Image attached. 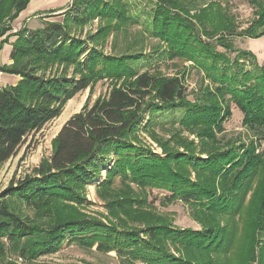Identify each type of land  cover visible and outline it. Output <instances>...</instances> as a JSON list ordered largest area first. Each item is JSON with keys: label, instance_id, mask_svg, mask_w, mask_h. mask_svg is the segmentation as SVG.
Segmentation results:
<instances>
[{"label": "trees", "instance_id": "1", "mask_svg": "<svg viewBox=\"0 0 264 264\" xmlns=\"http://www.w3.org/2000/svg\"><path fill=\"white\" fill-rule=\"evenodd\" d=\"M30 1L0 0V37L9 29L5 23L16 19ZM118 8L105 0H72L60 14L68 22L21 28L12 44L11 64L0 67L20 77L18 83L0 87V165L18 155L31 133L59 117L66 102L89 89L92 78L124 80L104 99L73 114L56 135L50 155L0 197V257L25 262L55 253L70 241L115 250L122 264H264V238L259 237L264 233V196L246 200L264 158L256 146L225 145L216 136L233 114L231 103L243 113L245 124L264 129V63L258 65L248 50L238 51L232 60L209 44L181 41L178 22L162 9V28L170 32L174 27V36L168 37L172 58L185 57L203 73V81L215 86L201 87L191 100L177 73L157 77L140 72L131 64L132 55L103 57L71 31V26L107 13L118 17ZM220 45L237 51L230 42ZM56 63L63 71L73 67V74L48 75ZM171 110L182 115L177 126L172 123L169 139L161 142L155 125ZM190 129L202 130L199 144L179 134ZM146 133L162 154L145 144ZM91 184L117 212L111 223L67 213L38 225L18 216L7 202L19 196L29 204L58 200L81 205ZM133 185L164 189L167 201L188 203L201 230L178 228L151 209L130 217L129 211L145 209ZM140 222L142 226H134Z\"/></svg>", "mask_w": 264, "mask_h": 264}, {"label": "rangeland", "instance_id": "2", "mask_svg": "<svg viewBox=\"0 0 264 264\" xmlns=\"http://www.w3.org/2000/svg\"><path fill=\"white\" fill-rule=\"evenodd\" d=\"M71 2L72 0H31L27 10L34 12L29 14L30 18L27 20L29 26L37 29L42 27L45 21L68 22L60 14L68 8ZM105 2L119 7L120 15L117 17L107 13L102 17L93 18L85 25L79 27L73 25L71 26L73 34L86 40L87 48L97 51L103 57L132 55L131 64H134L140 72L149 71L157 77L173 76L177 73L184 78L188 98L191 100L194 98V92L199 91L201 87L206 88V86H209L213 90L215 86L207 80L203 81V73H199V70L185 57L172 58L174 56H171L170 44L173 42L169 41L168 37L174 36L175 33H171L174 27L170 29V32L162 28L161 16L158 14L162 9H168L170 17H175V22H178L179 33H177V38H180L181 41L186 38L185 40L188 42L209 44L216 52L228 54L232 60L238 57V51L248 50L255 56L258 65L264 63V0H105ZM67 3L69 4L62 9H50L55 13H48V11L39 13L47 7L64 6ZM36 12L39 13L38 17L34 16ZM212 19H214L213 22H211ZM14 20L5 23L9 29H5L4 34L0 37V67L11 64L12 44L17 40L18 31L23 28L13 26ZM168 27L169 24H167ZM223 42L232 43L237 51L224 48L220 45ZM92 57L98 59L94 54ZM8 59L9 63H7ZM250 67L247 65V69H250ZM64 71L63 66H58L56 63L53 71L47 74H52V76L53 74L70 75L73 74V67H68ZM2 77L4 87L14 85L11 84V74L4 73ZM92 79L89 89L79 92L66 102L59 117L47 123L40 131L31 133L26 138V143L18 155L0 165V197L13 183L16 185V182L20 179L32 174L31 171L50 155L56 135L73 114L81 111L86 103L92 104L98 98L104 99L109 91L122 86L124 83V80H116L103 75L101 77L95 76ZM230 105L233 114L225 122L224 132L218 133L217 138L225 145L229 143L231 146L234 143L242 142L247 147H251L250 144L253 147L256 146L257 153H260L264 158V129L258 125L245 124L243 113L237 108L236 104L231 103ZM181 115V110H171L161 114L160 120L163 123L155 125L156 134L161 138V142L169 139L170 134H172L170 132L171 125L175 123L177 126ZM200 130H181L179 134L188 141L199 144L202 140L198 136ZM148 134L144 135L145 144L155 152L162 154V148L151 140ZM173 147L172 145L169 148ZM207 148H210V145H207ZM263 174L264 168L253 181L252 189L249 190L246 200H250V197L254 194L257 197L264 196ZM95 185L91 184L86 187V200L81 205H69L58 200L51 202L50 205L40 202L29 204L19 196L8 199L7 202L18 216L38 225L45 226L46 223L53 221L60 215L68 214L77 217L97 218L111 223V218L116 216L117 212L109 209L106 205L108 200H104L98 195ZM132 188L135 196L144 198L143 206L145 209L142 207L141 209L129 211L130 217L135 212H142L144 216V210L151 209L154 212L165 214L168 220H171L172 224L178 228L201 230V223L196 221L192 215L194 207H191L188 203L182 200L167 201L165 199L167 191L164 189L134 185ZM134 226L140 227L142 224L140 222L134 224ZM259 237L262 240L264 233L260 231ZM4 256L1 255L0 264L123 263L115 250L105 252L100 251L96 244L87 247L70 241H65L55 253L40 255L34 259L29 258L25 262Z\"/></svg>", "mask_w": 264, "mask_h": 264}, {"label": "crops", "instance_id": "3", "mask_svg": "<svg viewBox=\"0 0 264 264\" xmlns=\"http://www.w3.org/2000/svg\"><path fill=\"white\" fill-rule=\"evenodd\" d=\"M69 3H67V4H65L64 6L63 5H55V6H53V7H47L46 9H43L42 11H39V13H45V11H50V9L51 10H59V9H62L63 7H65L66 5H68ZM29 5V4H28ZM28 8H26L25 10H23L20 14H19V16L13 21V26H18V27H24V26H26V27H28V28H30V29H36V28H33V27H31V26H29V24H28V22H27V20H29V18H30V15L29 14H32V12H34V11H32V12H30V11H28L27 10ZM39 13L38 12H36L35 14H34V16H37L38 17V15H39ZM11 48V47H10ZM7 63H9V59H8V61H7ZM20 80V77L19 76H15V75H12V78H11V84H15V83H17L18 81Z\"/></svg>", "mask_w": 264, "mask_h": 264}, {"label": "built area", "instance_id": "4", "mask_svg": "<svg viewBox=\"0 0 264 264\" xmlns=\"http://www.w3.org/2000/svg\"><path fill=\"white\" fill-rule=\"evenodd\" d=\"M3 75H4V73L2 71H0V87L4 86L3 77H2Z\"/></svg>", "mask_w": 264, "mask_h": 264}]
</instances>
